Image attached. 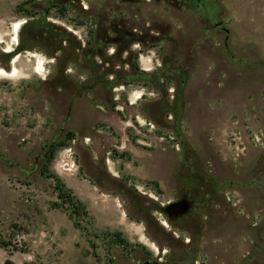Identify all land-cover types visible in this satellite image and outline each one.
Wrapping results in <instances>:
<instances>
[{"label":"rangeland","instance_id":"obj_1","mask_svg":"<svg viewBox=\"0 0 264 264\" xmlns=\"http://www.w3.org/2000/svg\"><path fill=\"white\" fill-rule=\"evenodd\" d=\"M60 28L103 54L101 72L155 71L158 87L90 86L83 53L58 49ZM0 40V68L17 69L0 74V264H264V0H0ZM189 177L213 190L169 221L162 206Z\"/></svg>","mask_w":264,"mask_h":264},{"label":"trees","instance_id":"obj_2","mask_svg":"<svg viewBox=\"0 0 264 264\" xmlns=\"http://www.w3.org/2000/svg\"><path fill=\"white\" fill-rule=\"evenodd\" d=\"M186 2H189L191 0H185ZM47 32L49 31L48 28L46 30ZM44 38H48V34H44ZM32 40V38H30ZM62 42L65 43V46H70L71 48H77L83 53V58L86 60V67L89 69L92 80H91V85L94 86L96 84H100L105 88H111L119 84L125 83L127 80H132L134 78H141V79H146L151 81L155 86L158 87V82H157V76H159L155 71L152 72H141L140 75L135 74L131 71H125V70H109V71H100L101 65L95 60V57L98 56L100 59H102L103 54L98 52L95 47L91 48H81L78 42H75V39L73 38L72 34L68 32L65 29H61L58 32V49L65 48V46L62 45ZM21 47V41L17 43L16 48L14 51H19ZM127 48L124 50L120 49H115L113 53L111 54V57H119L121 51H126ZM12 52V50H10ZM14 53V52H13ZM17 53V52H16ZM16 55V54H15ZM14 56V55H13ZM12 56V57H13ZM108 75H112L110 78ZM171 112L174 114V130L178 134L180 132V127L182 124V113H183V96H182V84H180L178 87L175 88V96L173 100V104L168 107ZM155 121L160 124V121L158 119H155ZM72 134H69L68 139H72ZM54 148L50 150L48 159L52 157L54 154ZM187 152H189L187 150ZM49 177L54 178V180L57 182V193H58V198L60 199H65L66 196L63 194L64 192V184L60 182L59 178L57 176H53L49 174ZM199 177H189V183L187 186L190 189V193H194L195 189L197 188L198 180ZM197 181V183L195 182ZM160 208V206H159ZM85 213H87L85 211ZM191 213V210L186 214L189 215ZM173 218H169V221ZM146 222L148 225H150V220L146 218ZM3 264H12V261L10 259H6ZM236 264H246L245 262H240Z\"/></svg>","mask_w":264,"mask_h":264},{"label":"flooded vegetation","instance_id":"obj_3","mask_svg":"<svg viewBox=\"0 0 264 264\" xmlns=\"http://www.w3.org/2000/svg\"><path fill=\"white\" fill-rule=\"evenodd\" d=\"M167 1H173L174 3L180 2V4L186 3L185 0H167ZM193 1H195L197 3V5L201 4L200 0H193ZM216 22H218V21H215L213 24L215 25ZM221 24H222V22H221ZM199 180L202 181V183H198L199 189L198 188L195 189L198 191H195L194 193H190L191 191H190L189 187L186 186L183 189L182 194L180 195V198H187L188 199V201L190 203V210H192L193 208H195L197 206L196 201L204 195V192H202V190H204V189L211 190L210 188L213 185L212 180H210V179L207 180L206 178L200 177ZM212 190H213V187H212ZM185 215L177 216V217H173V218L180 219V218H183ZM139 264H181V263L177 262V261L164 260L160 256L153 257L150 255H145V256H143V258H141Z\"/></svg>","mask_w":264,"mask_h":264},{"label":"water","instance_id":"obj_4","mask_svg":"<svg viewBox=\"0 0 264 264\" xmlns=\"http://www.w3.org/2000/svg\"><path fill=\"white\" fill-rule=\"evenodd\" d=\"M201 4L204 3L206 0H200ZM217 27L220 31L224 32V46L228 48V40L230 36V30L223 24H221V21H218L214 25ZM187 80V74L185 75V79L183 80V83H185ZM163 212L167 215L168 218H173L177 216H183L187 214L190 210V203L187 198H179L176 201L169 202L166 205L162 206Z\"/></svg>","mask_w":264,"mask_h":264},{"label":"built area","instance_id":"obj_5","mask_svg":"<svg viewBox=\"0 0 264 264\" xmlns=\"http://www.w3.org/2000/svg\"><path fill=\"white\" fill-rule=\"evenodd\" d=\"M227 139L230 147V156L233 159H237L241 154L244 153V150L246 149L242 131L238 128H232L228 133ZM253 139L255 141V139L258 140L259 137L257 135H254Z\"/></svg>","mask_w":264,"mask_h":264},{"label":"bare ground","instance_id":"obj_6","mask_svg":"<svg viewBox=\"0 0 264 264\" xmlns=\"http://www.w3.org/2000/svg\"><path fill=\"white\" fill-rule=\"evenodd\" d=\"M22 24H23V21H20V20L12 23V32H11L12 36H13L12 39L14 41H17V43H18V31H19ZM0 43H1V40H0ZM32 56H34V55H32ZM44 62L45 61L41 60L40 58L37 60L36 68H35L36 72H39V71L41 72V70L44 68ZM16 73H17L16 67L12 68L10 73H7L3 68H0V74L6 75L8 77L16 76ZM139 97H141V94H139L137 96V98H139Z\"/></svg>","mask_w":264,"mask_h":264},{"label":"crops","instance_id":"obj_7","mask_svg":"<svg viewBox=\"0 0 264 264\" xmlns=\"http://www.w3.org/2000/svg\"><path fill=\"white\" fill-rule=\"evenodd\" d=\"M230 127H232V125L230 124Z\"/></svg>","mask_w":264,"mask_h":264}]
</instances>
